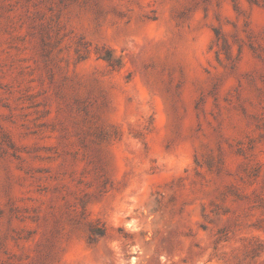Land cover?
I'll list each match as a JSON object with an SVG mask.
<instances>
[{"label": "rangeland", "instance_id": "rangeland-1", "mask_svg": "<svg viewBox=\"0 0 264 264\" xmlns=\"http://www.w3.org/2000/svg\"><path fill=\"white\" fill-rule=\"evenodd\" d=\"M0 264H264V0H0Z\"/></svg>", "mask_w": 264, "mask_h": 264}]
</instances>
